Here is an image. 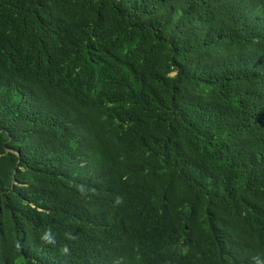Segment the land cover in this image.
Returning a JSON list of instances; mask_svg holds the SVG:
<instances>
[{
    "label": "trees",
    "instance_id": "16d2710c",
    "mask_svg": "<svg viewBox=\"0 0 264 264\" xmlns=\"http://www.w3.org/2000/svg\"><path fill=\"white\" fill-rule=\"evenodd\" d=\"M0 264H264V0H0Z\"/></svg>",
    "mask_w": 264,
    "mask_h": 264
},
{
    "label": "clouds",
    "instance_id": "9594fccd",
    "mask_svg": "<svg viewBox=\"0 0 264 264\" xmlns=\"http://www.w3.org/2000/svg\"><path fill=\"white\" fill-rule=\"evenodd\" d=\"M43 238L45 240H48L49 242H52L51 239H50V237L47 234H45V236ZM64 251L67 252V249L65 248Z\"/></svg>",
    "mask_w": 264,
    "mask_h": 264
}]
</instances>
